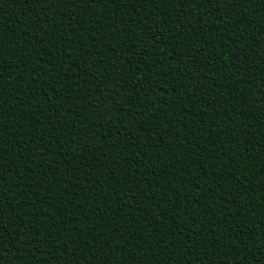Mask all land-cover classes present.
<instances>
[{
    "label": "trees",
    "instance_id": "obj_1",
    "mask_svg": "<svg viewBox=\"0 0 264 264\" xmlns=\"http://www.w3.org/2000/svg\"><path fill=\"white\" fill-rule=\"evenodd\" d=\"M159 7L157 13L155 4L118 7L101 0L83 15L79 5L64 6L61 14L32 0H0V42L6 49L14 47L10 41L20 45L14 54L5 52L0 82L7 101L0 115V151L6 153L0 161L6 253L0 264H264V0H247L231 15L219 3ZM149 15L158 37L156 26L151 32L137 26ZM221 35L227 51L213 46ZM92 42L102 55L83 57L81 49ZM25 52L32 62L21 64ZM181 52L189 53L183 63ZM217 55L219 63L204 59ZM222 92L231 93L224 99L234 111ZM58 97L63 107L48 120L45 101ZM241 111L245 116L237 115ZM100 124L85 151V134ZM57 127L63 130L56 133ZM237 141L243 147L233 151ZM114 142L121 147L110 151ZM237 158L242 165L232 163ZM233 225L249 234L247 248L227 240ZM190 233L199 245L197 259L187 255ZM221 233L225 238L213 250ZM143 236L152 239L143 243Z\"/></svg>",
    "mask_w": 264,
    "mask_h": 264
},
{
    "label": "snow or ice",
    "instance_id": "obj_2",
    "mask_svg": "<svg viewBox=\"0 0 264 264\" xmlns=\"http://www.w3.org/2000/svg\"><path fill=\"white\" fill-rule=\"evenodd\" d=\"M32 2L35 3L37 6L43 5V6L47 7L49 9V11H52L53 8H55L56 12H59L61 14L64 13V11H63L64 6H71V7L74 8L77 5H79L83 15H87L88 14V9L93 4L100 3L101 0H32ZM103 2L106 5H108V6H110L111 4L115 3L118 7H120V6H124V7L131 6L132 7V6H135L136 4H139L141 6L146 5V4H155V5H157V8H156L157 13H159V11H160V7H159L160 5H164L165 7H170V8H175L177 6H179L180 8L188 7L189 10H192V9L197 8L200 4H203V5L207 6V5H210V4H213V3H219V4L223 5V6L228 7L229 8V13L228 14L231 15V13L233 11H235L237 5L246 3L247 0H103ZM136 15L139 16L140 13L137 11ZM165 17L167 18V14H165ZM146 19L148 20V23L146 25L143 24V23H139L137 25L139 30L140 31L147 30V31L151 32L152 27L156 26L157 32L153 33V35L158 37L159 36V25L157 24V21L155 19H153L151 15L146 17ZM226 20H227V16L225 17V21ZM40 21L45 26H51V22H50L49 19L41 18ZM80 22L81 21L78 19L77 23H80ZM94 23L99 25V21L98 20L94 21ZM56 25L58 27H62V23H57ZM246 27H249V25H246ZM229 28H230V26L226 25L225 28H224V32L227 33V35L229 37H231L232 33L229 31ZM73 31H75V29H73ZM44 35L46 37L49 36V34H48V32L46 30L44 31ZM67 35H68L67 32L61 33L60 35H58L56 37V39H61L62 36H67ZM241 35H242V33H240L237 36V39L232 40L231 43L232 44H238L239 40L241 39ZM105 39H107V37H105ZM168 39H172V37H168ZM10 43H12L14 45V47L12 49H6L5 46L3 45V43L0 42V82L3 81V68H4V65L7 63L6 60H3L5 52L6 51H10V52H12L14 54L15 49L16 48H20V45L16 44L15 41H10ZM48 43L52 44L53 46H55L53 40L51 39V37H49ZM71 43L77 44L78 42H77V40L73 39L71 41ZM215 44H219L221 49H224L225 51H227V49L229 47L228 46V42H227V40L225 39V37L223 35L220 36L219 40H216V39L213 40V46H215ZM93 48H95V42H92V43H90L88 45V50L87 51H84V49H81L82 56L87 58V57H91L92 55H97V56L102 55V53L99 52V51L94 53L92 51ZM64 51H66V49H64ZM41 52H42V54H44L43 51H41ZM170 54L171 53H169V52H165L164 56H168ZM188 54L189 53L181 52V53L178 54L177 58H180L181 62L183 63L182 57L185 56V55H188ZM218 57H219L218 55L217 56H206V57H204V59L207 60L209 62V64H210V62L212 60H216L219 63V58ZM192 58H193V60L196 59L194 55H193ZM158 59H159V57H158ZM25 62H32V56L29 53H27V52H25V56H24L23 60L20 61L21 64H23ZM198 64H199V62H198ZM199 66L208 67L209 65L208 64H203V65H199ZM224 67L227 70V65H225ZM233 67H236V65L233 64ZM34 69H35V66H33L32 71H34ZM165 75H167V73H165ZM68 79H72L71 74H69ZM226 79H227V77H226ZM241 82L242 83H246V81H241ZM36 83L39 84V81L37 80ZM40 86L43 87V85H40ZM145 91H147V89ZM14 95H16V98L19 99L18 93H14ZM60 95L61 96H65V91L62 90ZM226 95H231V93L225 94V93L222 92L221 99L223 100L224 104L228 105V111H234V104L231 101H229L228 99H224V97ZM34 97H35V93H33V98ZM71 98L72 97H71L70 93H68L65 96V99H71ZM239 100H240L239 96H233L232 97V101L239 102ZM34 102L38 103V101H34ZM45 103H48L49 106H50L49 110H48V116H47L48 120L52 119V115H53V113H54V111L56 109H59V108L63 107V103L60 101L59 97L57 98L55 103H53L51 101V99L46 100ZM6 107H7V101L3 99V91H2V89H0V115L3 114V111L6 109ZM140 107H143V105H141ZM172 111H175V108H173ZM106 114H107V112L104 113V115H106ZM237 115L245 116V112H243V111L238 112ZM166 118L167 117H165V119ZM218 118L219 117H217V119ZM98 119L102 120L103 119V115L101 117H98ZM232 122H233V124L236 123L235 120H233ZM73 124H74V127L77 128V130H78V125H76L75 123H73ZM73 124L71 125V127H73ZM103 126H104L103 124L95 125V126L92 125V128H94L95 131L93 133H91V134H85V142L83 144H81L80 147H82L85 151H88L89 150L88 149V145H89V142H91V140H92V136L93 135L98 136L100 134L99 133V128L103 127ZM241 126H243V125H241ZM251 127H252V125L250 123L247 124V128L248 129H250ZM62 130L63 129L60 128V127L55 128V132L56 133H60ZM69 135L72 136L71 143L72 144H76L77 140H76L75 134H73L72 132H69ZM248 135H251V133L249 132ZM56 138L57 137H55V136L53 137V139H56ZM0 139H2V137H0ZM120 147H121V145L118 142H114V143L108 145V148H109L110 151H115L116 149H119ZM238 147H243V145L239 141H237L236 143H234L232 145V150L236 151V149ZM245 151H247V149H245ZM5 155H6V153H4L3 151H0V161L3 160ZM69 155H72V153H69ZM93 155H94V153H93ZM76 158L77 157H74V159H76ZM108 158L111 159V157H108ZM177 162H179V159L177 160ZM243 162L244 161L241 158H237V159H234L232 161V163H234V164H241V165L243 164ZM63 163L67 164L68 162L67 161H63ZM0 166H2V165H0ZM7 170L9 171V168ZM218 170L221 171L222 175L226 174V172H227V169L224 166H219ZM129 172H131V169H129ZM201 175L202 176H206L205 173H203V172L201 173ZM207 175H208V173H207ZM2 183L3 182L0 181V184H2ZM26 195H27V193L24 194V196H26ZM44 198L45 197L41 198V204H43ZM47 200L49 201L48 205H47L48 208L49 209H53L55 206L52 204V202L49 199V197H47ZM197 203H198V201H197ZM0 207H2V205H0ZM185 209L187 210V206H185ZM61 211H65V210L62 209ZM188 211L190 212V210H188ZM172 212L175 213L176 209L173 208ZM26 215H27V213H26ZM36 215H43V214L42 213H36ZM227 215H225V216H227ZM230 215L233 218H235V214L230 213ZM2 217H3V215H0V219H2ZM108 219L110 220L111 217H109ZM227 221H228V219L227 220L224 219V223H227ZM25 223H27V221H25ZM243 223H244L243 221L239 222V224H241V225ZM106 224H108L107 220H105L104 224H101V227H104ZM56 228H57V226L53 225V230H56ZM236 229H237V226H235V225L230 226V231H229V234L227 236V240L230 243H238L240 245H243L244 248H247V245L245 244V240H247L249 238V234L244 230L243 227L239 228V233H237ZM69 231H75V229H70ZM178 231H180V233L183 234V229H178ZM210 234L213 236L212 233H210ZM39 235L37 236V233H34L33 238L39 237ZM51 236H52V232L50 233V235L48 234V236H45L43 238L38 239L39 240V244H36V247H39L40 245L44 244L48 239L51 238ZM0 238H3L2 237V233H0ZM224 238L225 237H224L223 233H221L219 236H217V235L215 236L216 243H215V246L212 245L213 250H215L216 245L220 244L224 240ZM116 239L119 240L120 236H117ZM151 239L152 238L148 237V236L139 237V240L141 242H143V243H149ZM242 241H243V243H242ZM124 243H125V246H127L128 241L125 240ZM158 243L163 244L164 242H163V240H161V241H158ZM211 243H212V241H211ZM65 245H67V244H65ZM164 246L168 247V245H166V244ZM185 246L188 248L187 255L192 257L193 259H197V252H193V249H197L199 247V245L193 239V236H192L191 233L187 236V238L185 240ZM225 246H227V245H225ZM133 247L135 249L136 247H139V244L134 245ZM141 251H143V249H141ZM5 254L6 253L4 252V246L0 245V257H3V255H5ZM132 254H134V252ZM132 254L129 255V259L132 258ZM93 255H95V253H93ZM201 255L205 256L204 252H202ZM207 255H208V253L206 254V256ZM244 259H247V257H244ZM20 260L21 259L17 258L15 261L18 262ZM188 262H189V264H191V261H188ZM70 264H75V262L71 261ZM105 264H108V262L105 261ZM121 264H123V262H121ZM257 264H259V261H257Z\"/></svg>",
    "mask_w": 264,
    "mask_h": 264
}]
</instances>
